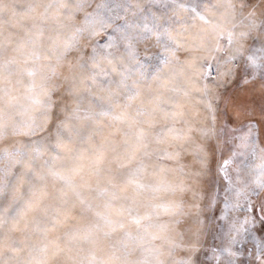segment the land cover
<instances>
[{
  "label": "snow or ice",
  "instance_id": "snow-or-ice-1",
  "mask_svg": "<svg viewBox=\"0 0 264 264\" xmlns=\"http://www.w3.org/2000/svg\"><path fill=\"white\" fill-rule=\"evenodd\" d=\"M0 264H264V0H0Z\"/></svg>",
  "mask_w": 264,
  "mask_h": 264
}]
</instances>
